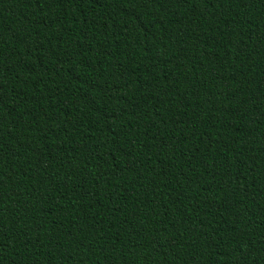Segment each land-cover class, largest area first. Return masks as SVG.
Instances as JSON below:
<instances>
[{
	"label": "trees",
	"instance_id": "obj_1",
	"mask_svg": "<svg viewBox=\"0 0 264 264\" xmlns=\"http://www.w3.org/2000/svg\"><path fill=\"white\" fill-rule=\"evenodd\" d=\"M0 264H264V0H0Z\"/></svg>",
	"mask_w": 264,
	"mask_h": 264
}]
</instances>
